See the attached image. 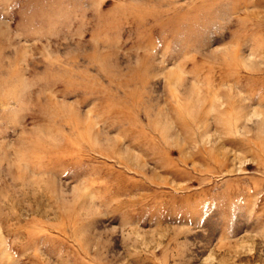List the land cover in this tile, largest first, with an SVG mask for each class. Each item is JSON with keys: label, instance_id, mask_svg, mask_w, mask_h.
I'll return each mask as SVG.
<instances>
[{"label": "rangeland", "instance_id": "obj_1", "mask_svg": "<svg viewBox=\"0 0 264 264\" xmlns=\"http://www.w3.org/2000/svg\"><path fill=\"white\" fill-rule=\"evenodd\" d=\"M0 264H264V0H0Z\"/></svg>", "mask_w": 264, "mask_h": 264}]
</instances>
